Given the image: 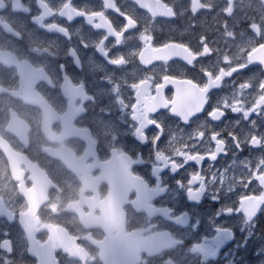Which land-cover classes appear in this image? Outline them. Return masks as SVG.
I'll use <instances>...</instances> for the list:
<instances>
[{"label": "flooded vegetation", "instance_id": "1", "mask_svg": "<svg viewBox=\"0 0 264 264\" xmlns=\"http://www.w3.org/2000/svg\"><path fill=\"white\" fill-rule=\"evenodd\" d=\"M113 2L119 3L120 7L127 10L135 8L134 0H113ZM172 2L175 3L178 10H182L183 14L172 20L157 19L154 24H150L152 35L158 42L172 40L182 41L183 44L173 43L164 48L145 45L140 52L141 60L160 64L161 61L172 57L173 53L177 51L192 59L193 52L185 45H190L193 50H199V38L206 36L207 39L204 43L207 45V49L202 51L201 55H207L210 50L212 58L204 61L202 65H198L196 72L201 69H209L210 72L219 73L215 77L217 79L223 70L229 71L228 45L215 51L213 36L198 28L199 18H202L206 12L193 18L188 12L189 0H172ZM205 2L208 3V0ZM67 3L89 13L101 10L107 12L105 0H0V135L9 140V136L5 132L6 120L10 108L17 103L18 111H30L28 112L29 116L33 117L30 123L32 130H35L37 136L41 133L43 138V142L40 141L42 143L41 150L50 145L56 148L63 145L72 146L73 150H78L85 142L84 134L65 138L61 144L50 143L43 136L41 110L35 105L29 107L20 99H15L24 93L25 84L28 82L60 116H75V126L87 130L89 134H94L99 147L103 148L101 150L116 149L124 152L132 160L143 158L146 152L151 158L160 155L167 157L173 151L176 155L181 148L187 147L192 138L202 129L213 131L214 134L224 132L227 134L225 139H228V135H230L228 133L230 130L229 113L222 122L209 120L204 114L200 118L191 116L187 120L188 122L183 123L178 114L174 115L168 113L166 109H160L159 113L155 115L162 126L158 131L148 129L147 140H141L140 133L143 129L137 128L132 120V113L128 110L131 96L124 87L126 82L135 79L143 72L142 66L137 63L134 55L136 50L142 47L138 33L135 31L130 33L128 38L118 46L111 38L107 44L102 45L101 41L105 33L95 29L85 17L77 16L68 20L66 16L59 15ZM45 5L56 14L45 15ZM137 10L144 11L143 9ZM107 15L117 27L121 26L115 13L107 12ZM140 19L142 23L147 21V17L143 14H140ZM51 25H57L58 28L53 29ZM59 28H63L65 31L61 32ZM221 28L218 31L224 32L226 35L232 32L235 36H239L244 30V26L231 23L227 17H223ZM101 47H104L108 52V56H105L100 50ZM119 55L128 57L129 63L124 66L111 64L110 59H115ZM11 58L13 59L11 60ZM173 59L175 63L172 59H168L169 71L172 73L184 71L185 62L178 58ZM3 61L22 62L26 66V71L17 74L15 68L7 69ZM188 67V75H196V72L190 66ZM42 70L45 72V76L40 73ZM159 71V68L156 69L153 75ZM197 78L200 79L199 76ZM233 78L235 79L233 80ZM212 79L213 77L210 76L209 80ZM239 80L237 74H233V77H226L222 84V90L213 89V92L210 93L209 102L214 107L222 101L226 103L227 99L231 98L232 84L239 86ZM172 83L181 88L190 86L189 81L186 80H174ZM118 85L119 88H117ZM174 92V86L168 85L165 89V98L168 99L169 96L174 95ZM144 100L145 103H151L155 98L145 97ZM182 100L192 101V97L188 94ZM52 128L55 132L61 133V122L55 121ZM230 146L229 140L228 154ZM210 147V144H202L199 151L202 154L203 152L207 154ZM244 148L253 150L247 145ZM228 154L220 155L215 161L210 160L207 156L205 161L203 157L199 161H189L185 156L183 163H180V158L177 157L176 163L178 167L181 165L182 167L174 174L170 172L164 174L162 187H166L167 190L165 195H161L159 199H165V203L179 216L182 213L183 198L189 206H196L188 202L189 190L198 192L205 187L206 194L202 195L204 198L200 202L203 203L208 198V185L210 187L224 185L228 174L221 166L220 161ZM102 156L105 157L104 154ZM155 166V162L141 160V165L135 166L133 172L146 181L149 179L150 183H156L153 179ZM162 168L164 169L163 166ZM205 168H209L207 181L203 176ZM190 169L193 172L185 181H182L181 175ZM193 176L199 177V188L194 187ZM137 222L144 225V221L138 219ZM152 224L163 226V228L165 226L163 221H154Z\"/></svg>", "mask_w": 264, "mask_h": 264}, {"label": "snow or ice", "instance_id": "2", "mask_svg": "<svg viewBox=\"0 0 264 264\" xmlns=\"http://www.w3.org/2000/svg\"><path fill=\"white\" fill-rule=\"evenodd\" d=\"M135 8L134 10H127L120 7L119 3H114L113 0H105V9L107 12L115 13L117 19L121 22V26L117 27L115 22L107 15V12L104 10L86 12L81 11L80 9L72 7L70 3L64 5V10L59 13L61 16H66L68 20L73 19L74 17L80 16L85 17L90 25H93L95 29L103 31L105 33L103 40L101 41L102 45L107 44L109 38H111L115 44L118 46L122 44L132 32L138 33V39L141 42V49H137L134 53L137 63L140 64L143 68L141 75H138L135 79L126 82L124 87L128 90L131 100L128 103V110L132 113V120L135 126L139 129H143L140 133L141 140H147L148 129H156L158 131L160 125L157 116L155 114L159 113L160 109H166L168 113L178 114L180 116H188L189 113H192L197 118H199V113H204L209 120L214 121H223L228 113H236L239 116H243L251 123H255L253 117L264 114V81L260 82L253 86L251 81H243L239 83V92L237 95L227 99V102H220L215 107L209 102L210 93L213 92V89L222 90V84L226 77H233V74L239 76L241 70L247 69L250 65L256 64L264 66V56L254 55L253 48H264V31L256 30V22L249 21L247 23L248 29L254 33L257 37V40L251 45L246 46L243 50V55L240 57L239 61L236 64L229 65V71L224 79H216L219 73L210 72L209 69H201L196 72L197 66L202 65L206 60L212 58V53L209 50L207 55L202 56L201 52L207 49V45L204 41L207 39L206 36H201L199 38L200 49L193 50L190 45H185L190 51L193 52L192 59H189L182 52L177 51L173 53V56L168 58H178L180 61L185 62V70L180 73H172L168 69V59L161 61L160 64H155L154 62H145L140 58V52L143 49V46H154L164 48L169 44H183L182 41H156L155 36L152 35V28L150 24H154L157 19H176L177 16L183 14L182 10H178L175 3L172 0H134ZM45 15H55V12H51L48 9L47 5L44 6ZM137 9H143V12L138 11ZM191 16L193 18L201 15L202 13H212L213 8L210 4L206 3L205 0H189V9ZM225 17L231 18L232 14L235 12V8L232 6V0H229V6L223 9ZM140 14H143L147 17V21L141 22ZM195 27V25H193ZM261 27L264 29V21H261ZM51 28H58L57 25H51ZM59 31L64 32L65 29L59 28ZM231 35V34H230ZM105 56H108V52L101 47L100 49ZM110 63L116 66H124L129 63L128 57L124 55H119L115 59H110ZM190 68L196 72V75L189 76L187 69ZM160 71L153 75L156 72V69ZM200 77L198 79L197 77ZM213 77L210 81L209 77ZM235 78H233L234 80ZM174 80H186L189 81L190 86L187 88L178 87L175 83H172ZM143 87L141 88V85ZM168 85L174 86L175 92L174 95L169 96L168 99L165 98V89ZM255 87V95H250V90ZM119 88V85L117 86ZM190 94L192 97V102L189 105H184L182 103V98L185 95ZM174 96V98H173ZM145 97L155 98L154 102L145 103ZM188 122V121H185ZM152 126H155L154 128ZM224 132L219 134H214L213 131L206 129L200 130V132L192 138L191 142L187 147L181 148L175 156L169 154L168 157L160 155L158 160L164 166H171L176 168L178 165L176 163L177 157L180 158V163H183V160L186 156L189 161H199L201 157L204 158L207 156L210 160H217L218 155L228 154V141L234 145L236 151H243L245 143L247 146L257 149H264V137L258 135H249L245 142H241V138L235 133L232 132L228 135V139H225ZM206 137V139H205ZM159 143V142H157ZM210 144V149L207 154L201 151L200 145ZM134 163L133 160L129 161L125 166L126 175L130 178V183L127 185L126 189L123 192L122 199H128V192L133 188L139 187V182L136 177L131 173V165ZM203 163V161H201ZM256 182L264 184V167H261L260 170L256 173ZM192 180L195 182L194 187L199 188L200 184L198 183L199 177L193 176ZM243 183L251 186V179L242 180ZM142 192H138L136 200L138 201ZM247 203L249 205H255L256 203H264V196H250L247 198ZM115 233L116 237L120 240H127L129 247L139 250L141 246L145 243L138 235L133 234L131 238L125 237V229L123 224L116 226L115 228L109 229V236ZM6 252L10 251L6 248ZM62 252L63 250H58ZM31 255L36 256L37 260H40V255L35 252H30ZM68 255V253H63ZM114 254V248L112 244H107L102 247L100 251V258L105 259ZM96 257H92L94 262ZM7 264V262H6Z\"/></svg>", "mask_w": 264, "mask_h": 264}, {"label": "rangeland", "instance_id": "3", "mask_svg": "<svg viewBox=\"0 0 264 264\" xmlns=\"http://www.w3.org/2000/svg\"><path fill=\"white\" fill-rule=\"evenodd\" d=\"M252 93L255 94V87H254V89L252 91H250V94H252ZM252 127H257V126L256 125H252V126L248 125L244 129H242L241 132L244 133L246 130H248V129L252 128Z\"/></svg>", "mask_w": 264, "mask_h": 264}]
</instances>
